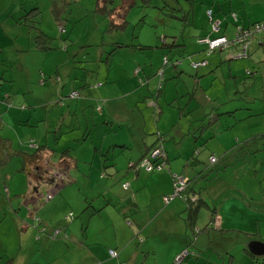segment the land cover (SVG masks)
I'll return each instance as SVG.
<instances>
[{"label":"rangeland","instance_id":"374dc122","mask_svg":"<svg viewBox=\"0 0 264 264\" xmlns=\"http://www.w3.org/2000/svg\"><path fill=\"white\" fill-rule=\"evenodd\" d=\"M241 1H244L242 6ZM94 3L95 0H0V136L7 138L11 147L23 151L34 149L32 144L48 148L43 165H39L43 167L40 173L45 180L35 190L32 186L35 175H31L30 180L21 159L11 157L0 165V255L12 258V264H174L181 250L173 256L170 251L180 239L166 238L158 232L148 239L152 249L145 250L140 247V236L129 237L125 251L121 252L116 240L129 236L127 228L113 222L114 211L107 204L100 207L105 203L104 192L109 191L102 189L104 182L108 183L116 175L110 176L111 163L117 160L120 167L127 168L139 140L147 141L152 133H165L169 129L177 135L178 120L184 124L183 141L189 138L187 132H198L200 125L207 126L211 122L196 144L201 148L195 155L200 163L197 167H208L195 185L202 199L207 197L208 204L214 199L219 203L233 198L243 202L244 196L249 202H255L257 210L263 201L258 189L261 185L264 190L261 179L264 163L260 160L263 157L262 136L255 137L262 153L249 154L244 160L239 158V152L234 153L236 158L230 159L226 166L218 163L210 167L209 157L217 158L220 147L218 140L210 137L211 126L218 131L232 123L230 131L224 130L232 140L234 134L242 135L241 129L248 137L264 132V115L251 112L243 118L246 113L243 110L237 109L233 115L226 112L237 107L243 93L238 94L240 91H244L245 99L259 97L256 89L259 83L253 84L252 80L255 71L264 74V43L248 46V58L253 56L254 64L248 67L251 75L240 73L245 58H226L215 73L207 69L201 76L200 70L196 73L189 67L194 37L198 34L195 31L202 30L209 22L204 11H200L201 5L212 6L221 17L227 10L240 7L242 11L264 14L260 1L145 0L143 3L140 0H112L108 7L116 10L115 16L125 10L126 23L121 28L111 25L107 15L94 11ZM32 7H36L38 13L29 17L35 11L32 10L24 17ZM226 21L229 31L231 22ZM43 36L47 37L45 43L49 45L44 51L37 49L34 43V39L42 41ZM176 41L180 45L174 44ZM116 42L125 46L116 47ZM177 61H181V79L176 75L170 78L178 72V64L173 66ZM239 61L241 69L228 74V63ZM166 68L171 71L163 74ZM151 77L159 78L160 84L163 81L165 88L159 87L143 96L146 100H142V96L137 99L138 93L143 95L147 89H152L151 84L147 88L144 84ZM195 80H200L197 87ZM175 91H181V102L179 98L171 100ZM234 91H237L234 98L225 96ZM157 92V105L163 109L158 108L160 114L156 106L152 107L154 118L160 114L159 123L156 119L152 123L142 116ZM216 96L222 100L214 98L213 105L206 100V97ZM163 97L168 104H164ZM250 105L253 107L254 101ZM129 129L135 132L134 138L127 137L125 132ZM113 135L128 141L130 147L114 148L111 159L104 151ZM102 141V149L98 151ZM63 165L69 172L60 174L51 183L52 174L62 171ZM31 197L34 201L30 204ZM225 204L229 211L231 203ZM68 213L72 216L65 217ZM41 215L48 220L43 222L46 228L65 227L68 237L51 238L40 233L34 226V218ZM209 215L206 207L200 208L196 225H204ZM25 220L32 224L27 226L26 235L20 237ZM240 220L238 218L236 222ZM72 223L74 226L70 227ZM258 224L264 236V220ZM249 225L250 232L254 233L253 224L250 222ZM223 227V235L219 237L233 233L228 226ZM40 237L50 242L36 241ZM212 243H216V247L219 243L225 245L226 241L218 238ZM75 244L85 250L84 255L77 254ZM108 248L117 255L109 256ZM238 248L240 246L236 244L232 247ZM203 252L212 253L206 249ZM189 258L192 262V257ZM258 260L259 264H264V258Z\"/></svg>","mask_w":264,"mask_h":264},{"label":"crops","instance_id":"0c3cea01","mask_svg":"<svg viewBox=\"0 0 264 264\" xmlns=\"http://www.w3.org/2000/svg\"><path fill=\"white\" fill-rule=\"evenodd\" d=\"M258 1H260V4L262 6H264V0H258ZM243 2L244 1H241V6L243 5ZM227 6L232 8L230 4H228ZM211 7L208 8L206 7V5L203 4L199 8H202L200 11L202 13L204 11L205 14L206 11L210 9L212 19L214 18L215 20L219 21L218 30L216 32L213 31L211 29V26H209L210 22H207L208 25L206 24L204 28L202 27V30L195 31L198 32V34H196L194 37V49L192 51L193 55L189 57V60H191L190 62L192 61L199 62L202 60L205 61V64L199 65L196 68L191 67L189 63L190 65L189 67L191 69H194L196 73L197 71L200 70L199 72L200 76L203 75L207 69L215 73L216 70L220 68L221 62H223L226 58L228 60L237 59L233 57V54H235L240 47L237 44H233L223 49L220 50L216 49L210 53H207L205 51V46L203 44H199L196 42L197 37L204 35H207L209 37L225 36L226 38L230 39L234 32V28H235L234 26L246 28L249 24L264 19V14L262 13L254 14V12L251 11L249 12L248 10L242 11V7L227 10V12L222 15V17L224 18L220 19L222 17L219 15V13L214 12ZM33 8L36 7H32L31 9ZM217 10H220V7H217ZM236 10H239V12ZM230 13H234L235 19L232 18ZM31 14L32 13H30V16L29 15L28 16L31 17ZM120 15L115 16L114 14L113 15L114 21L119 20ZM227 19L231 22V27L229 31H228V23L226 21ZM222 20H225V22ZM180 37H181V33H180ZM116 43H114V46L118 47V44ZM263 43H264V33L258 32V33H254L251 36L248 46L262 45ZM174 44L180 45L178 41H176V43ZM248 46H247V50H248ZM247 50L245 56L241 57V58H245V60L242 62L244 65V69L240 73L244 72L248 75H251L252 72L251 70H248V67H252L254 65L252 63L253 56H251V58L249 59ZM215 52H220V54L214 55ZM229 63H228V74L231 75L233 72H238L241 69L240 61L232 62L231 64ZM177 64L178 66L176 67V70H178V72L177 73L174 72V74L170 78H175L176 75V78L181 79V76L179 75L181 73V61L179 62L177 61V63L173 64V66ZM167 69L168 68L163 70L162 73L163 74L169 73L171 71V70L167 71ZM253 70L255 69L253 68ZM255 73L256 74L253 76L252 83L253 84H255L256 82L259 83V85L256 87L257 91L259 92L258 95L259 97L258 98L248 97L247 99H245L244 91L238 92V94H241L243 92L241 94L240 101L237 102L236 105L237 107H233L230 110H226V112L229 115L230 114L233 115V111L237 109L246 112L245 115H243V118L251 115L252 114L251 112L254 113L256 112L260 116L264 115V84H263L264 74L258 70L255 71ZM235 77L236 76H234V78ZM151 79L153 80V82ZM199 83L200 80H195L196 87L198 86ZM144 84L146 88L149 87V85L151 84L152 89L150 90L147 89L146 93H143V95L142 93H138L137 99L142 96V100H146L147 97H143V96L150 94V92H153L155 89L158 90L159 87L165 88V83L162 81V84H160L159 78L154 79L151 77L146 82H144ZM235 95H237V91L225 94V96L229 98H234ZM158 97H159V92L156 93L154 101H149L147 105L148 108L146 109L145 114L142 116L143 119L144 116L149 118L150 122L152 121V123L154 119H156L155 120L156 123H159L160 114L163 109L157 105ZM175 98H179V101L181 102V91H175L174 97L171 100L173 101L175 100ZM214 98L218 100H222V98L218 96L212 98L206 97V100L212 104L211 101H213ZM191 100L192 97L190 99V102ZM253 101L255 105L251 107L250 103ZM164 104L165 105L168 104V101L166 102V99L164 100ZM171 104L172 103L170 102V105ZM155 106L157 110L158 108L159 110L161 109L160 112L158 110V113L160 114L157 116V118H154L153 115L154 109H152V107ZM178 110H179L178 111L179 117L181 118V115H183V113L181 114L182 108L180 107L178 108ZM100 116H102V114ZM106 119L104 121H106ZM176 124L178 129L177 135H175L174 132H171L172 129H169V131L165 133H160V132L152 133L151 136L150 134H147L150 136L148 137L149 140L147 141L144 139H141V141L139 140L140 144L136 143L137 144L136 148L138 149L135 151L134 155L130 156L128 159V162L132 161L131 164H133L136 161H138L139 158L144 156L151 148H153L155 145L158 144L162 146L166 155V164H165V169L163 171L147 173L141 169L133 170L128 167L122 168L119 166L120 164H118L117 160L111 163L112 173L110 176H112L113 174L116 175L108 183L105 184L104 182L102 189L105 191L108 188L109 191L104 192L103 198H105V203L100 208H103L104 206L106 207L108 205L109 208L111 210L113 209L112 211H114L112 213L113 222H117L118 224L124 225L127 228V234L129 236H127V238L126 237L117 238L116 240L117 246L120 249H122L121 252H123L127 247V244L125 242L129 241L128 240L129 237L137 238L138 236H140L141 238L140 247L145 250H148V248L152 249V247L148 245V239L156 235L158 232H162L164 234V237L166 238L172 237V238L180 239V243L175 245L174 249L170 251L171 256H173L176 252H179L180 250L182 251L185 249L188 251L189 254L181 260L180 264H239V262L241 264H250V261L252 264H259L258 258L261 259L264 256V253L252 254L248 250V244L253 241H259L264 244V236L261 235V228L258 224V222L261 219L264 220V209H262L264 208V190L263 187H261V185L258 186V189L262 193L261 199L263 201L261 202V204H259L258 210L255 202L251 203L252 200L249 202V200H247V198H244V196L242 198L244 200L243 202H240L234 198L232 200L225 202L227 204L229 203V205L231 203V208L229 211L227 209V206H225L226 205L225 203L223 202H222L223 204L221 202L219 203L217 199H214L212 201V204H208L207 197L203 198L205 204L198 207L197 212L194 215L195 217L193 222L195 226L193 228H190L189 226L186 225V217L188 215L189 210H186V203L183 200L181 201L176 197L168 202H164L162 200L163 196H166L173 192V182L171 178L172 174L177 176H182L184 177V179L185 178L188 179L187 180L188 194H190L191 196L195 195L196 198L197 197L202 198V194H200L201 192L198 189L197 190L195 189V185L197 183L196 180L204 176V172L207 171L208 168L207 166L197 167V165L200 163L195 158V155L199 152V149H201L199 146H196L197 141L199 139H202L201 138L202 131L204 129H207L211 124V122L207 126L206 124L200 125L198 127V132H196L195 130H191L190 132H187L189 138H186L184 141L181 139V137L184 136L182 134V131L184 130V124H181V120H178ZM231 126L232 123L230 125L226 124L222 129L218 131L214 130V126H211L212 133L210 137H213L214 139L216 138L218 140V144H220V147L218 148L217 151L219 153V156L215 158L213 162L209 161L210 167L218 163H222L224 166H226V164L230 162V159L233 158L234 160V158H236L233 157V155L234 153L237 152H239V156H240L239 158L244 160L245 157L249 154L256 155L262 153L263 151V157L260 160H262V162L264 163V144L261 151V149L257 144V141L259 140L256 139L257 137H261L262 135L263 136L261 138L264 139V132L256 133L253 136L248 137L246 133H243L242 131L243 129H241L240 133L242 135L237 137L234 134L235 139L232 140L230 135L224 132V130L230 131L229 128H231ZM214 131L216 133H214ZM116 132L117 131H112V133H116ZM125 133L127 134L128 138H134V136H136L135 132H133L131 129L127 130ZM222 137L224 138L222 139ZM109 140H111V142L108 143L104 153L105 155L110 154L109 155L110 158L113 155L114 148L122 147V149H127L128 147H130L128 141L122 138L118 139L116 135H113L112 138L108 139V141ZM233 141L235 143H233ZM103 143L104 142L102 141V144L100 148H98V151L102 149ZM66 156L70 157V155L68 154H66ZM64 172L65 173L69 172V168L66 167V165H63L62 171L61 170L54 171L53 174H56L57 176H55V178H58L59 176L65 174ZM214 175H216L215 172ZM261 179H263L264 181V177H262ZM8 184H9V180H8ZM123 184H125V187H123ZM112 190L113 192H111ZM238 191L240 192L241 189L239 188ZM106 193L108 195L106 196L107 199L106 197H104ZM193 196L192 199L194 198ZM33 201L34 198L32 197L28 200L30 204L33 203ZM183 202L185 204L184 208H183ZM207 206L215 208L216 217L213 224H211L208 228H204V226L208 223L209 220L206 223H204V225H202L201 223L196 225V217L197 214L199 213L200 208L206 207L208 209ZM238 218H241V220L239 222H236ZM44 221L48 222L46 217H44L43 215L38 217V222L41 225H43ZM250 222L253 224L252 228L255 229L254 233L250 232L249 229ZM25 224L26 225L22 227L24 230L22 235L20 234V237L26 235L27 232L26 228L28 225H31L32 222L29 223V221L27 220ZM35 224L38 225V223H35L34 221V225ZM71 226H74L73 223L70 224V227ZM223 226H228V228L227 227L225 228H227L230 231V233L231 232L233 233L229 234L227 237H219L223 235L222 234V231L224 230ZM59 229H62L64 231L66 230L65 227H60ZM133 230H134V235H132ZM19 231L20 229H18V238H20ZM204 238L206 239V241H204ZM218 238L224 239L226 241L225 245H220L219 243V246L215 247L216 243L213 244L212 242L213 240H216ZM41 239H43L46 242H50L46 238H42V237L36 239V241H39ZM233 239H235V244L239 245L240 248L232 249V247L235 245L232 244ZM75 245H77V254H79V256L84 255L85 250L80 246L78 247V244ZM213 245L214 247H212ZM257 248L258 250L260 249L261 251H263L262 247H257ZM109 249L110 248H108V250ZM205 249L211 250L212 253L206 254L205 252H203ZM131 254L129 255L130 257ZM189 257H192L193 259L192 262H190Z\"/></svg>","mask_w":264,"mask_h":264},{"label":"trees","instance_id":"16d2710c","mask_svg":"<svg viewBox=\"0 0 264 264\" xmlns=\"http://www.w3.org/2000/svg\"><path fill=\"white\" fill-rule=\"evenodd\" d=\"M140 1L144 3L145 0H140ZM111 2H112V0H95L94 11L107 15V17L110 19L111 25H113L114 27L121 28L126 23L125 15H124L125 10L120 15V19L117 21H114L113 15H114V13H116V10L114 12V8L108 7V5ZM35 9L36 8L29 10L24 17H28L29 13ZM37 13L38 12L35 10L34 12H32L31 17L33 15H36ZM255 22H259V21H255ZM255 22H253V23H255ZM253 23H251V24H253ZM251 24H249V25H251ZM31 26H33V25H31ZM38 35H40V34H38ZM35 37H37V36H34V38ZM43 37L44 38L42 41H44V42H42L40 40L35 41V39H34V43H35V47L37 49L44 51V50L49 49V45H46V43H45L47 37H45V36H43ZM41 42H42V44H41ZM116 44H118V47L119 46L120 47L125 46L124 44H120V43H116ZM141 47H144V46H141ZM109 54H110V52L108 53V55ZM176 63H174V64H176ZM32 147H34V149H32L31 151H23L21 149L13 148V147H11V144L9 143V140L7 138L0 136V165L6 163L11 157H16V158L21 159L22 162L24 163L23 170H25L27 172L28 177H30V180H31V175H33V174L35 175L34 178H32L33 182L31 181L32 186L34 187V190H35L37 185L39 183H42L45 180L43 178V175L40 173V171H42L41 170L42 166L40 167L39 165H43V159L47 154L48 148L45 145H33ZM155 147H157V146H154L153 148H155ZM153 148H151L144 156L139 158L138 161H136L133 164H130L128 166V168H131L134 170H139V169L144 170L142 168V166H140V162L143 160V158H146V156H148L149 152ZM163 151H164V149H163ZM164 154H165V151H164ZM163 161L166 164V155H165ZM153 162L155 163V162H157V160L154 159ZM164 169H165V166L162 169L157 170V171H153V172L163 171ZM145 172H147V171H145ZM153 172H147V173H153ZM52 175L53 176H51V178H50L51 183H53V181H54V179H53L54 175L57 176L56 174H52ZM172 176H173V174H172ZM171 178H172V182H174V178L173 177H171ZM187 180L188 179L185 180L184 185L180 191L173 193L174 192V186H173V192L166 195L167 201L164 200L163 198H162V200L164 202H168L175 197L182 199L186 203V210H189V212L187 211L188 215L186 217V225L189 226L190 228H193L195 226L194 222H193L194 217H195L194 215L197 212L198 207L205 204V201L201 197L196 198L195 195L194 196L192 195L194 197L192 199V196L190 194H188ZM163 197H165V196H163ZM207 207L209 209L210 215H209V221L204 226V228H208L211 224H213L215 221V217H216L215 208L209 207V206H207ZM71 216H72V214L68 213L65 217H71ZM34 221H35V223H38V225L35 224L34 226L36 228H38V231L40 233H46L51 238H56V237L65 238V237H67V233L62 229H56V228H52V229L49 228L48 229L44 225H41L38 222L37 217L34 218ZM109 250H112V249H109ZM185 251L187 252V255H188L189 254L188 251L187 250H185ZM115 253H116V251H115ZM116 255H117V253H116ZM251 256H253V255H251ZM262 258H264V256ZM0 264H12V258L4 257V255L1 254L0 255ZM118 264H125V263H118Z\"/></svg>","mask_w":264,"mask_h":264},{"label":"built area","instance_id":"2783aa9c","mask_svg":"<svg viewBox=\"0 0 264 264\" xmlns=\"http://www.w3.org/2000/svg\"><path fill=\"white\" fill-rule=\"evenodd\" d=\"M207 18L210 22L211 29L213 31L218 30V21L213 20L211 17V13L209 10L206 11ZM233 19H235L234 13H230ZM264 33V20H261L259 22H255L246 28H241L239 26H235L234 32L232 34V37L230 39L224 37V36H214L209 37L207 35L200 36L196 39V42L199 44H203L205 46V51L207 53L212 52L213 50H220L225 47H228L233 44L239 45V50L236 51V53L233 55L234 58H241L244 57L246 54L247 46L249 43V40L251 36L254 33ZM205 64V61H199V62H191L190 65L193 68H196L199 65ZM33 146V144L31 145ZM165 155L164 151L161 146H157L153 148L148 156L146 158H143V160L140 162V166L147 171V172H153L162 169L165 166V163L163 161ZM157 160V162H153V160ZM209 161L213 162L214 158L212 156L209 157ZM174 178L173 186H174V192H178L182 189L185 179L182 176L173 175ZM123 187H125V184H123ZM164 200L167 201V197H163ZM109 256L114 257L116 253L113 250H108ZM187 255V252L185 250H182L174 259V264H179L180 260L184 258V256Z\"/></svg>","mask_w":264,"mask_h":264},{"label":"water","instance_id":"95a60500","mask_svg":"<svg viewBox=\"0 0 264 264\" xmlns=\"http://www.w3.org/2000/svg\"><path fill=\"white\" fill-rule=\"evenodd\" d=\"M257 247H262L263 251H261L260 249L258 250ZM248 250L252 253V254H261L264 253V244L259 242V241H253L250 242L248 244Z\"/></svg>","mask_w":264,"mask_h":264},{"label":"bare ground","instance_id":"6f19581e","mask_svg":"<svg viewBox=\"0 0 264 264\" xmlns=\"http://www.w3.org/2000/svg\"><path fill=\"white\" fill-rule=\"evenodd\" d=\"M225 37V36H224ZM165 155V154H164ZM214 158V157H213ZM214 160H215V158H214ZM114 251V250H113ZM115 252V251H114ZM116 256V255H115ZM180 262H181V260H180ZM180 262H179V264H180Z\"/></svg>","mask_w":264,"mask_h":264}]
</instances>
